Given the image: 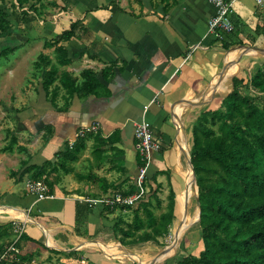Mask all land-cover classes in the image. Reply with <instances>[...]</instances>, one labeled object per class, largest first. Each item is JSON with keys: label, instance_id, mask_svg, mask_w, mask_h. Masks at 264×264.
I'll return each mask as SVG.
<instances>
[{"label": "crops", "instance_id": "1", "mask_svg": "<svg viewBox=\"0 0 264 264\" xmlns=\"http://www.w3.org/2000/svg\"><path fill=\"white\" fill-rule=\"evenodd\" d=\"M64 6L65 28L76 19L88 27L64 47L71 60L89 62L81 71L90 69L98 84L89 94H61L56 106L45 94L33 98L15 131L26 141L0 151V253L16 238L20 250L19 261L0 264H137L130 251L140 243H120L109 227L120 219L131 223L129 212L148 197L181 188L179 206L197 107L221 98L236 70L225 61L235 52L207 34L212 6L206 0H67ZM233 11L228 38L248 43L264 24V0H235ZM142 119L161 145L151 153L144 198L128 208L84 201L134 191L139 155L133 130ZM92 124L96 131L75 138L78 128ZM78 142L74 159L57 155ZM17 144L26 151L18 153L23 147ZM31 178H43L52 197L35 201L26 190ZM173 222L175 235L179 224Z\"/></svg>", "mask_w": 264, "mask_h": 264}, {"label": "trees", "instance_id": "2", "mask_svg": "<svg viewBox=\"0 0 264 264\" xmlns=\"http://www.w3.org/2000/svg\"><path fill=\"white\" fill-rule=\"evenodd\" d=\"M14 1L19 7L28 5L31 9L33 2L41 0ZM10 28L7 12L0 9V35ZM87 31L84 22L76 19L56 34L55 50L60 65L67 66L71 62L67 49L60 42L81 38ZM229 35L221 41L224 48L247 43L241 39L230 41ZM259 36L262 37L257 41ZM247 39L251 47H264V24L258 23L255 35L249 34ZM54 71L52 69L46 73L45 91L55 80ZM82 74L85 79L79 83L72 70H62L59 85H54L50 98L46 93L44 101L56 106L55 94L60 88L69 97L74 93L81 96L93 92L98 84L93 72L84 69ZM243 81L242 77L233 76L231 91L221 100L220 108L201 111L192 126L190 159L200 209V217L195 215V228L199 231L203 247L198 255L187 254L176 260L175 264H264V107L239 89ZM250 85L264 90V61L263 67L251 77ZM28 109L17 112L21 121L19 124L23 123L22 118ZM37 125L36 129L40 130ZM76 145L57 155L74 159L80 143ZM21 162L22 165L26 163ZM152 192L155 195V191ZM149 198L138 205L145 212V220L136 212L133 223L120 219L109 227L120 243H157V236L165 232L163 220L171 217L174 202L172 200L170 213L161 214L158 220L147 207Z\"/></svg>", "mask_w": 264, "mask_h": 264}, {"label": "rangeland", "instance_id": "3", "mask_svg": "<svg viewBox=\"0 0 264 264\" xmlns=\"http://www.w3.org/2000/svg\"><path fill=\"white\" fill-rule=\"evenodd\" d=\"M66 1L41 0L39 2H33V7L30 9L28 5L19 7L14 0H0V9H4L7 12L9 21L11 22V28L0 35V151L5 150L7 147H13L19 141H26L24 136L20 138L18 136L19 134H16L19 132H15L17 131L16 128L23 127V124H19L20 121L17 112L29 107L30 101L38 97V95L45 94L46 96L47 93V97L50 98L54 91V85H59L58 78L62 70L71 68L79 83L85 79L81 67L82 65L89 64V62L86 63L82 58L78 57L76 58L77 60H71L70 63L74 62L73 65L62 66L57 59V52L55 50L57 41L55 37L56 34L60 33L67 26V18H64L59 13L66 7L64 6V2ZM46 42L49 45H44ZM60 43L62 45L65 44L64 41ZM14 46L19 49L13 48ZM231 52H235V57L231 62L226 59L225 64L235 66L236 70L226 83V87L220 96L221 98L213 100V103L207 101L202 102L197 107L196 114L199 115L207 107H210L209 109L220 108L221 100L231 91V78L233 76L242 77L244 81L239 86V89L250 95L259 106L264 107V90L250 85V79L256 70L263 67L264 47H251L249 43H246L244 46H233L228 51V54ZM78 53V51H71L70 55L76 57ZM52 69H55V80L48 86V91H45L44 80L46 73ZM63 93L64 89H58L55 94V101ZM20 117L22 118V116ZM188 137L190 142L188 163L192 165L190 159L192 147L191 132ZM18 145L23 147V149L25 148V150L20 149ZM16 148H19L18 153L26 151V147L23 144H17ZM211 166L214 167L215 165L212 163ZM189 171L188 179L191 182V189L185 181L187 192L184 196L180 197L179 204L185 208V211L182 208L180 209L177 203L181 188L177 190L178 194L171 192V194L163 195V198L157 196L150 200L149 207H151L152 212L158 220L161 214L170 213L172 200L174 205L171 213H173L170 218L163 220L166 229L162 235L157 236V243L154 241L136 242L140 244L130 252L138 258H131L137 264H142L140 261L144 264H175L176 260L187 254L198 255L202 249L203 244L199 231L195 228L197 223L195 215L199 211L196 200L198 195L195 192L196 187L194 177L191 173V167ZM132 211L129 212V215H131L130 218H132L131 223L134 222V216L132 214L136 212L140 216L142 215L141 217L144 220L146 219L142 207L137 206ZM189 216L192 223L187 228V218ZM173 220H178L179 229L177 230V234L184 232L176 238L175 242L172 240L174 234H171V228L174 224ZM172 242V246L166 251L168 245ZM163 251H166L165 255H163L160 261H157Z\"/></svg>", "mask_w": 264, "mask_h": 264}, {"label": "built area", "instance_id": "4", "mask_svg": "<svg viewBox=\"0 0 264 264\" xmlns=\"http://www.w3.org/2000/svg\"><path fill=\"white\" fill-rule=\"evenodd\" d=\"M212 6V14L207 20V34L214 40L222 41L226 35L235 29L233 21V3L235 0H206ZM258 4L262 0H256ZM98 126L92 124L80 127L75 131V138L85 136L88 132L96 131ZM134 145L139 155L138 172L135 177V189L131 193L114 192L105 197H85L84 201L89 203H100L108 207L133 206L141 201L146 194V175L150 163L151 153L160 149V141L154 134L151 124L145 119L140 120L133 130ZM74 142L70 141L69 146ZM27 193L39 201L52 197L48 184L43 178H31L26 182ZM20 231V230H19ZM17 238L9 243L0 253V260L19 261L20 250L16 245Z\"/></svg>", "mask_w": 264, "mask_h": 264}, {"label": "bare ground", "instance_id": "5", "mask_svg": "<svg viewBox=\"0 0 264 264\" xmlns=\"http://www.w3.org/2000/svg\"><path fill=\"white\" fill-rule=\"evenodd\" d=\"M227 73H228V75H229V71H228V69H227ZM189 173H190L189 170L186 171V170L181 169V174L183 175V177L185 178V181L188 183V186H189V188L191 189V182H190V180L188 179V178H189ZM191 173H192V171H191ZM179 206H180V209L182 208V210L184 209V211H185V208H183L182 205H179ZM182 210H181V211H182ZM199 213H200V209H199V211H198L197 218L199 217ZM187 223H188V224H187V228H188V227H190V225H191V223H192L190 216L187 218ZM185 230H186V229H185ZM183 233H184V232H183ZM183 233H179V234H177V235L175 234V235L173 236V238H172L173 242H175L176 238H178V236L182 235ZM172 235H173V234H172ZM173 242L170 243V244L168 245V248L166 249V251L169 250V248H170V246H172ZM166 251H163V253L158 257L157 261H160V259H162L163 255H165Z\"/></svg>", "mask_w": 264, "mask_h": 264}, {"label": "water", "instance_id": "6", "mask_svg": "<svg viewBox=\"0 0 264 264\" xmlns=\"http://www.w3.org/2000/svg\"><path fill=\"white\" fill-rule=\"evenodd\" d=\"M190 167H191V171H192V175H193V177H194V183H195V187H196V189H195V192H196V194H197V190H198V187H197V184H196V180H195V175H194V172H193V168H192V165L190 164ZM197 196V195H196ZM197 199V203H198V205H199V201H198V197H196ZM199 217H200V213H199Z\"/></svg>", "mask_w": 264, "mask_h": 264}]
</instances>
